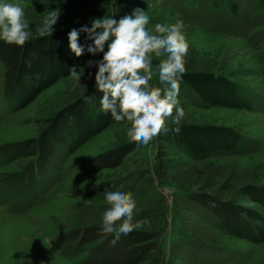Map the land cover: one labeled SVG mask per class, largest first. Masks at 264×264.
<instances>
[{
  "label": "rangeland",
  "instance_id": "rangeland-1",
  "mask_svg": "<svg viewBox=\"0 0 264 264\" xmlns=\"http://www.w3.org/2000/svg\"><path fill=\"white\" fill-rule=\"evenodd\" d=\"M191 1L193 5L186 7L181 0H6L24 9L33 32L49 10L61 11L54 25L57 31L99 3L107 4L117 20L136 8L145 11L150 18L149 31H154L157 23L172 24L180 18L189 43L186 67L225 76L249 95L253 111L204 108L194 94L180 92L185 121L233 128L249 144L235 155L191 159L175 146L157 147L156 138L146 146L134 142L126 135L130 123L114 121L72 154L66 155V149L59 148L49 166L35 175V187H28L30 200H18L20 193L9 195L3 182L17 174H22L24 182L26 166L32 159L2 163L0 264H79L87 257L90 245L77 249L74 243L62 244L59 239L80 227L81 221L94 218L102 224L103 214L110 207L104 191L133 194L139 209L134 220H147L141 228L159 233L161 264H264V242L253 244L219 233L212 217L183 200L188 190L199 186V171L213 167L217 174L211 176V190L263 213L258 205L240 197L237 189L245 183L264 185V13L253 10L252 3L237 0L240 13L230 19L225 11L212 9L206 1ZM164 58L153 55L156 61ZM86 65L82 85L97 71ZM3 71L0 62V145L35 139L45 120L83 88L73 91V80H59L26 108L13 112L3 98ZM157 76L154 73L151 81L155 86ZM122 143H133L136 148L118 167L90 171L84 163Z\"/></svg>",
  "mask_w": 264,
  "mask_h": 264
},
{
  "label": "trees",
  "instance_id": "trees-1",
  "mask_svg": "<svg viewBox=\"0 0 264 264\" xmlns=\"http://www.w3.org/2000/svg\"><path fill=\"white\" fill-rule=\"evenodd\" d=\"M38 1V0H29ZM186 7L193 5L191 0H181ZM212 9L225 11L230 19H236L240 13L237 0H202ZM252 3L251 8L264 13V0H242ZM107 5V4H106ZM104 3L92 5L76 15L74 21L54 31L52 36L34 37L23 47L0 41V62L3 64V96L14 112L26 108L44 91L59 80L69 78V69L77 67L79 71L92 58L102 59V54L91 56L85 53L77 58L68 47V33L83 26L91 27L94 18L111 16L109 7ZM79 43L86 46V34L81 32ZM107 51V47H105ZM154 64L159 61L153 60ZM95 74L83 85L78 94L64 107L45 120L44 126L35 139L8 142L0 145V165L18 158H31L26 166L24 182L22 174H17L4 183L9 195H18V200H30L28 187L34 188L35 175L47 168L59 148L66 149V155L72 154L89 140L104 132L115 120L110 113L101 110L102 94L94 88ZM156 86L159 85L158 76ZM190 92L200 101L201 106L233 108L253 111L249 95L235 83L221 74L205 69H188L182 77L180 92ZM94 97L90 102L86 98ZM178 99L180 100L181 97ZM169 131L156 137L159 148L175 146L191 159L216 155H235L249 144V140L233 128L212 124L181 121L180 132L172 131L177 125L167 122ZM135 144L122 143L98 153L84 163L90 171L116 168L135 150ZM163 152L159 150V153ZM161 154V153H160ZM160 156H163L161 154ZM217 169L204 168L199 171V186L188 190L183 200L200 208L215 220L219 233L232 238L245 240L253 244L264 242V185L245 183L238 187L240 197L258 205L262 214L238 204L233 199L224 198L213 188L212 177ZM23 182V183H22ZM27 188V189H26ZM21 190V192H20ZM102 224L97 219L81 221L80 227L61 236L60 243L72 242L77 249L90 245L85 259L79 264H161L162 249L159 233L144 228L131 234L121 235L113 245V233L103 234ZM215 239L212 240V243ZM216 242L217 241L216 239Z\"/></svg>",
  "mask_w": 264,
  "mask_h": 264
},
{
  "label": "clouds",
  "instance_id": "clouds-1",
  "mask_svg": "<svg viewBox=\"0 0 264 264\" xmlns=\"http://www.w3.org/2000/svg\"><path fill=\"white\" fill-rule=\"evenodd\" d=\"M60 16L59 9L49 10L33 32L19 4L0 0V41L23 47L33 36H52ZM149 19L145 11L136 8L118 20L109 15L94 18L90 28L83 26L68 33V47L77 58L85 50L91 56L102 54V59L89 60L86 65L97 69L94 88L102 94L101 110L117 122H129L127 137L145 146L169 131V121L177 125L172 131L180 132L179 125L186 113L178 96L189 52L182 19L177 18L172 24L157 23L154 31L147 28ZM81 32L91 43H79ZM153 55L165 58L154 64ZM68 71L69 79L75 82L73 91L87 87L80 83L83 68L78 71L74 66ZM154 73H158L160 86L151 83ZM88 75L91 78L92 73ZM93 99L88 97L86 102ZM103 195L110 207L103 214L101 230L103 234L115 235L113 245L121 235L127 236L147 223L134 220L139 209L131 192L104 191Z\"/></svg>",
  "mask_w": 264,
  "mask_h": 264
}]
</instances>
